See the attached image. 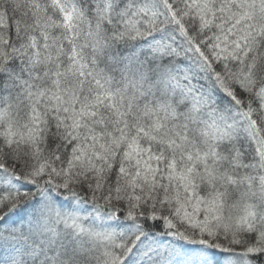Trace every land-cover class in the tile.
I'll return each instance as SVG.
<instances>
[{
	"label": "snow or ice",
	"instance_id": "6c2138e0",
	"mask_svg": "<svg viewBox=\"0 0 264 264\" xmlns=\"http://www.w3.org/2000/svg\"><path fill=\"white\" fill-rule=\"evenodd\" d=\"M0 264H264V0H0Z\"/></svg>",
	"mask_w": 264,
	"mask_h": 264
}]
</instances>
